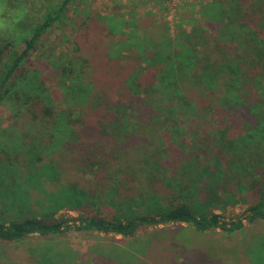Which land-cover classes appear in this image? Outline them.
<instances>
[{
  "label": "trees",
  "instance_id": "obj_1",
  "mask_svg": "<svg viewBox=\"0 0 264 264\" xmlns=\"http://www.w3.org/2000/svg\"><path fill=\"white\" fill-rule=\"evenodd\" d=\"M73 1L61 0L46 8L42 19L22 35L20 52L0 47V104L18 87L25 114L40 123L35 135L48 131L43 144L50 153L57 151L51 154L50 165H43L48 152L38 139L32 143L34 136L23 156H12L2 164L0 175L9 173L17 184L13 182L9 197H2L0 184V203L18 207V215L0 220V242L47 240L73 228L133 238L141 227L168 223L190 224L198 233L219 229L231 234L245 223L264 221V0H197L199 24L206 30L213 26V33L196 26L167 37L163 25L147 29L142 25V34L150 36L146 42L134 31L130 41L124 39L123 19L98 16L110 30L108 41L105 36L99 41L102 51L87 57L80 53L82 70L76 69V57L75 61L65 58L58 66L71 108L47 105L39 112L35 109L40 98L50 96V89L39 72L27 71L26 65L43 47L45 35L63 25ZM1 20H7L3 14ZM111 35L118 38L113 53L108 50ZM118 51L127 59L122 60ZM41 58H47L46 49ZM104 65L114 83L111 88L98 85L100 78L92 77L93 66ZM117 65H122L120 72ZM118 75L124 76L121 86ZM150 79L170 93H164L161 103L149 95L154 88ZM149 106L157 107L160 121L150 119ZM152 125L158 128L153 130ZM163 133L169 134L172 147ZM169 163L172 172L160 178ZM28 164L33 167L29 174ZM46 168L51 175L43 172ZM33 178L39 183L33 184ZM251 188L259 190L257 198L247 195ZM124 189L132 193L121 200ZM33 191L42 194L40 201ZM114 196L122 201L120 207H126L122 219L94 215L66 225L54 217L63 209L109 203ZM239 200L248 203L243 219L226 222L214 213ZM28 208L39 211V216L23 217ZM49 250L45 254L30 250L33 264H60V252ZM114 258V264H127L121 255Z\"/></svg>",
  "mask_w": 264,
  "mask_h": 264
},
{
  "label": "rangeland",
  "instance_id": "obj_2",
  "mask_svg": "<svg viewBox=\"0 0 264 264\" xmlns=\"http://www.w3.org/2000/svg\"><path fill=\"white\" fill-rule=\"evenodd\" d=\"M60 1L0 0V47H4L6 52H20L23 48V44L20 42L22 35L32 25L42 19L46 8L60 4ZM2 14L7 20H1ZM109 15H113L115 19H123L121 24L127 28L125 33L127 35L123 38L127 41H130L129 35H133V31L144 42H146L145 38H150V36L147 35L146 37V34H142L140 30L142 25H144L145 29L163 25L166 27L167 37L174 36L180 29L190 32L196 26L201 30H206L203 24H199L200 4L197 0H74L69 6L63 25L54 27L45 35L43 47L39 48L38 52L33 54L27 62L26 70L34 71L35 69L38 71L40 77L44 80L43 83L49 87V93L51 94L46 98L42 94L41 102L38 103L36 111H39V109L43 110V107L47 105L48 107L55 106L57 110L62 109V107L65 109L67 106L71 108V104L68 102V94L64 92L66 88L61 83V81H64L60 76L61 67L58 66L62 65V61L65 58L75 61L76 57V69L78 67L79 70H82L81 64L83 62L79 56L80 53L87 57L88 55L101 52L102 48L99 41L104 36L108 41L106 35H108L110 30L106 28L107 26L105 27L106 21L100 22L98 16L106 19ZM82 16L83 18H81ZM89 19H92V21L97 19V21L89 22ZM126 20L130 24H125ZM109 22H111V18L108 19V24ZM207 29L209 31L206 30V32L211 31L213 33V26ZM111 36L113 40L108 45V50L113 53L118 50L115 48L116 43L114 42L118 38ZM105 46H107L106 41ZM78 47L81 50L80 52L77 51ZM45 49L47 58L42 60L41 54ZM118 53H120L122 60L127 59L124 53L120 51ZM131 65L134 68V63ZM142 65L144 66L145 64L143 63ZM121 66L117 65L116 70L118 69V72L122 70ZM105 69L108 71V66H93L92 77L100 78L98 85H104V88L110 85L111 88L114 83L111 82L112 79L108 78L107 73L109 74V72H105ZM87 70L90 71L91 69ZM127 70H131V66H127ZM123 72L125 74L126 69ZM123 77V75L116 76L118 86L122 85ZM19 78L22 77L19 76ZM142 80L145 81V78L143 77ZM155 80L150 79V83L152 82L151 84L155 89L152 88L153 93L149 95L155 96L157 99L155 101L161 103L163 96L170 93L165 88H160L161 85H157L158 82H155ZM19 82L24 81L21 79ZM107 91L111 92V90H106L107 94ZM21 93L22 91L16 87L12 91V96L7 97L0 104V169L6 159L12 156H23L26 150V143L28 144L29 140L34 136L32 143H34L35 139H38L48 152V154L44 155L43 165H50L48 160L54 159L51 154L57 152L50 153L51 149L46 147V144H43V142L46 143L48 140V131L39 130L35 135V131L40 128V123H33L30 117L26 115L27 113L25 114L27 111L23 102L24 96ZM149 95L143 94L141 97L145 98ZM116 103L118 102L113 104ZM163 104L164 102L160 107H163ZM114 107L116 106L112 108ZM149 107L151 111L150 119L152 121H160L163 117L158 119L157 107ZM145 117H148V115L145 114ZM43 125L45 128L47 127L46 122ZM152 127L153 130L158 128L155 125H152ZM149 128L147 127V129ZM128 129L132 130L131 127ZM174 132L177 133V131ZM162 136L167 139L165 141L170 143L172 147L169 134L163 133ZM171 163L167 164L166 168L163 167L164 172L160 175V178L166 179L172 172ZM27 167L29 174L33 167L29 164ZM43 172L46 176L51 175L48 168ZM237 173L241 174L243 172ZM19 176L20 174L16 173L15 177L19 178ZM46 176L43 178H46ZM247 179L251 181L249 177ZM13 182L16 186L17 182L9 173L0 175V184L5 187L8 186V189L4 186L1 188L2 197H9L7 195L11 193L10 187L12 188ZM31 182L33 184L35 182L36 184L39 183L34 178L31 179ZM44 186L47 188L45 183ZM130 190L124 189L122 191L121 200L132 193ZM246 191L251 199L257 198L259 194L258 189L251 188ZM33 192L38 201H40L42 194ZM178 197L181 198L183 196ZM117 201L119 199L114 196L109 203H93L85 205L81 210L77 211L63 209L55 214L54 217L58 220H63L66 225H72L75 219L78 220L79 218L94 215L115 219L121 217L123 211L126 210V207H120L122 201ZM247 205L246 200H239L235 204H228L224 209L215 210L214 213L221 215L226 222L236 221L237 219H243L247 214ZM0 210L2 211H0V220L9 219L10 217L13 219L18 215V207L6 208L4 204L0 203ZM27 211L25 212L26 214L22 213L23 217L27 215L39 216V211L34 208H28ZM47 249H50L48 253L55 250L60 252V264H114L112 261L115 256L117 257V254L122 256V263L127 262V264H264V221L257 220L252 224L245 223L244 228L231 234L219 229L198 233L190 224L168 223L141 227L133 238L100 232H84L73 228L47 240L30 237L20 243L5 244L0 242V264H33L34 257L30 250L45 254ZM114 261L116 262V259Z\"/></svg>",
  "mask_w": 264,
  "mask_h": 264
}]
</instances>
